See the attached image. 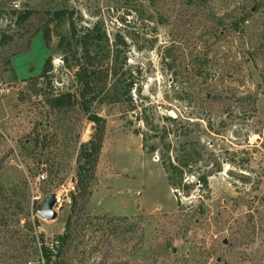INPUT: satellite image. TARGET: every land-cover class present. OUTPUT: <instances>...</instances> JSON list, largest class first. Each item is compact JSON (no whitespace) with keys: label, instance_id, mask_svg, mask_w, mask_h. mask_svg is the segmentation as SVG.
<instances>
[{"label":"rangeland","instance_id":"obj_1","mask_svg":"<svg viewBox=\"0 0 264 264\" xmlns=\"http://www.w3.org/2000/svg\"><path fill=\"white\" fill-rule=\"evenodd\" d=\"M15 8L40 15L0 46V264H45L94 133L78 104L46 101L79 88L58 48L68 22L49 46L37 32L46 10L63 8L78 28L99 23L98 91L132 82L133 103L91 107L105 123L91 194L51 264H264V0H0V29ZM164 144L172 158L188 144L199 160L184 179L208 174L209 187L176 192ZM53 193L48 221L40 211Z\"/></svg>","mask_w":264,"mask_h":264},{"label":"trees","instance_id":"obj_2","mask_svg":"<svg viewBox=\"0 0 264 264\" xmlns=\"http://www.w3.org/2000/svg\"><path fill=\"white\" fill-rule=\"evenodd\" d=\"M75 10L74 9H53L46 10L43 24L37 29V32H41L44 36V40L47 46L53 37L54 29H57L64 21L68 22L69 36L59 35L58 48L64 53V61L66 67L69 69H75V78L79 85L77 92L67 91L64 93H58L46 98L48 105L54 109H61L63 107H70L74 104H78L85 110L89 116L88 118L95 124L94 133L91 139L81 145L80 151L77 157L78 168L77 177L75 179V189L71 192V213L65 222L64 232L59 234L55 238V244L50 246H44L42 248V256L45 260V264H51L53 258H59V254L65 246H67L72 237V218L74 213L85 203L89 195L91 194L90 186L95 178V172L99 155L103 146L104 134H105V123L104 119L98 116L96 113L90 111L93 104L96 102L100 103H119L126 101L133 103L131 95V88L133 83L130 82L125 86V89L118 90L116 84L111 91L104 92V87L99 91V85L102 81L98 77L95 64V54L91 50L95 43H98L101 35H98L99 23L95 22L92 26H81L78 28L75 22ZM7 24L5 28L0 29V46L9 43L13 39V35L8 33V29L12 26L23 27L26 26L33 18L37 17L39 11L32 8L25 9H12L8 13ZM40 15V14H39ZM35 35V34H34ZM106 36V34L104 33ZM124 43V40L120 36H116V43ZM30 45V39L26 42L25 48ZM82 50L81 59L76 64H71V60L76 59L78 54V48ZM16 55V54H14ZM51 57H48L43 66L42 76L47 77L51 71ZM50 84V82H48ZM165 136H163L164 138ZM188 144L185 145L186 149L181 153H177L174 158L170 154V144H164L163 152L161 155L162 164L167 173V179L171 187L179 192L182 188L188 194L199 184V188L207 189L209 187V175L202 174L199 176L197 182H188L184 179V168L189 167L192 163L198 161L195 155L189 150ZM155 148L152 147L153 151ZM57 261V260H55ZM58 264V263H56Z\"/></svg>","mask_w":264,"mask_h":264},{"label":"water","instance_id":"obj_3","mask_svg":"<svg viewBox=\"0 0 264 264\" xmlns=\"http://www.w3.org/2000/svg\"><path fill=\"white\" fill-rule=\"evenodd\" d=\"M58 200L56 198V194H51L46 200L44 207L40 211V215L42 218L50 221L57 218V211L55 209Z\"/></svg>","mask_w":264,"mask_h":264},{"label":"built area","instance_id":"obj_4","mask_svg":"<svg viewBox=\"0 0 264 264\" xmlns=\"http://www.w3.org/2000/svg\"><path fill=\"white\" fill-rule=\"evenodd\" d=\"M40 178H41V179H45V178H46L45 173H41Z\"/></svg>","mask_w":264,"mask_h":264}]
</instances>
